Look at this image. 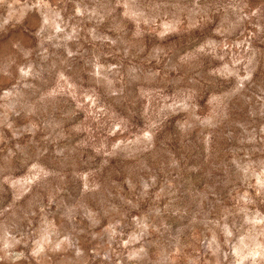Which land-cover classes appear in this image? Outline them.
<instances>
[{"label": "rangeland", "instance_id": "rangeland-1", "mask_svg": "<svg viewBox=\"0 0 264 264\" xmlns=\"http://www.w3.org/2000/svg\"><path fill=\"white\" fill-rule=\"evenodd\" d=\"M0 264H264V0H0Z\"/></svg>", "mask_w": 264, "mask_h": 264}]
</instances>
